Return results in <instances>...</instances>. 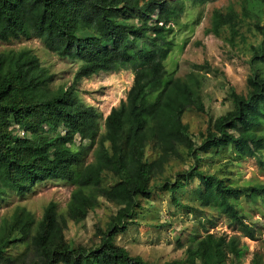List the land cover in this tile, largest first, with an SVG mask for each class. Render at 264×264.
<instances>
[{"label": "trees", "instance_id": "1", "mask_svg": "<svg viewBox=\"0 0 264 264\" xmlns=\"http://www.w3.org/2000/svg\"><path fill=\"white\" fill-rule=\"evenodd\" d=\"M180 2L0 0V43L37 39L58 57L81 63L67 89L52 90L53 76L29 50L0 54V202L7 192L24 196L37 184L58 180L75 186L67 205L68 218L75 223L86 218L98 198L114 205L97 245L88 248L64 242L66 224L57 217L54 202L48 203L38 221L25 208L16 207L11 216L0 217V264H148L115 246V238L134 223L141 201L150 199L155 189L168 193L173 205L190 211L180 197L192 181L198 183L193 200L218 214L209 221L212 227L224 218L229 228L255 240L237 202L264 198V185L235 187L200 170V163L202 155L219 148H232L239 158L257 161L264 155V76L254 70V64L264 65V32L250 60L247 95L232 93L234 110L210 121L198 144L182 120L187 112H204L199 77L190 73L163 83L169 36L183 13ZM234 17L232 12L214 13V32L224 26L233 29ZM125 70L133 74L132 85L125 100L103 120L94 107L81 101L76 86L99 73ZM157 92L156 100L149 102L148 93ZM76 137L91 143V163H84L89 148L74 147ZM180 146L192 166L173 182L151 187L154 167L160 169ZM147 147L159 153L158 162L148 161ZM109 175L115 182L104 187ZM243 254L238 236L206 230L188 247L184 262L166 264H240Z\"/></svg>", "mask_w": 264, "mask_h": 264}, {"label": "rangeland", "instance_id": "2", "mask_svg": "<svg viewBox=\"0 0 264 264\" xmlns=\"http://www.w3.org/2000/svg\"><path fill=\"white\" fill-rule=\"evenodd\" d=\"M169 1H182L183 13L169 36L171 48L164 62L166 76L163 83L190 73L199 77L204 112H187L182 120L193 140L199 144L205 138L210 121L213 123L234 110L232 93L247 95V79L252 74L250 60L263 38L264 3L254 0H212L206 3ZM216 12L223 15L234 13V28L224 26L216 34L213 28V15ZM21 50H29L34 54L40 65L53 76L50 85L52 90L67 89L81 64L49 52L37 39L0 43V54ZM254 70L264 76V65L254 64ZM132 82L133 74L125 70L99 73L82 79L76 87L81 101L94 107L104 120L113 107L125 100ZM157 96L158 92L148 93L147 100L153 102ZM103 120L100 121L101 132ZM261 133L264 134V124ZM74 143V147L82 145L89 149L91 145L89 141H82L78 137ZM145 154L150 163L159 161V153L151 147L146 148ZM92 160L90 149L84 163L89 164ZM192 164L186 149L180 146L177 155L167 158L160 169L154 167L150 186L168 180L173 182L178 173L187 171ZM200 170L227 179L235 187L264 185V155L259 156L257 161L255 158H239L232 148L214 149L202 155ZM114 182L115 179L109 175L104 177L102 184L108 187ZM197 187L198 183L192 181L180 197L182 203L190 205V211L173 205L168 193L155 189L150 199L141 201V209L134 223L115 238V246L126 249L130 256L139 257L148 264L184 262L188 247L204 236L207 230L217 236L239 237L244 253L240 264H250L253 260L264 264V198H243L237 202L240 213L246 217V223L254 229L255 240H250L229 228L224 218L212 227L209 221L216 220L218 214L214 209L203 208L193 200L192 192ZM74 189L72 183L51 180L37 184L24 196L7 192L0 202V217H9L16 207H23L38 221L48 203L54 202L57 217L65 220L66 226L62 230L64 242L74 247L95 246L100 231L106 228L114 212V205L98 198L96 206L86 218L75 223L67 215V205Z\"/></svg>", "mask_w": 264, "mask_h": 264}]
</instances>
